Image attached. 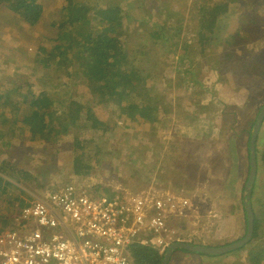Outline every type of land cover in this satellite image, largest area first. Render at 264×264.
I'll list each match as a JSON object with an SVG mask.
<instances>
[{"label": "trees", "instance_id": "trees-1", "mask_svg": "<svg viewBox=\"0 0 264 264\" xmlns=\"http://www.w3.org/2000/svg\"><path fill=\"white\" fill-rule=\"evenodd\" d=\"M50 1L0 0V22L4 24V27L0 28V57L6 56L1 53L6 49L13 51L7 54V58L11 56L9 62L13 66L8 72H2L1 76L15 71L17 77L24 78L29 72L24 75L20 73L26 67L38 72L35 78H24L23 84L13 80L9 83L0 82V147H12L19 137V131L23 130L27 139L42 146L46 154H52L45 165L47 170L53 168L51 163L58 156L72 155L74 173L71 176L80 179L100 168L104 173L116 176L115 171H119L123 166L124 169L131 166L139 167L143 160L157 159L161 149L172 139L177 149L176 159L180 162L188 160L197 162L208 158L213 151L210 156L212 165L220 168L222 161L225 166L234 167L235 172H231L233 174L231 180H242L243 185L241 188L234 187L237 183L231 181L232 184L227 190H234L235 201L227 202L228 205L238 203L239 208L243 207L241 198L243 186L248 180L249 146L254 121L233 133L217 109L218 106L214 107L205 121H189L185 113L188 105L174 103L173 96H168L162 89L157 90L155 105L147 106L141 100H138L137 104L131 102L132 86L136 79H139L136 85L140 94H145L144 83L149 84L147 82L149 75L143 67L146 61H152L153 56L156 57L158 54H155L157 49L154 47L157 44L151 41L150 35L154 39L153 34L160 25H152L153 22L149 24L150 20L143 19L152 18L150 10L153 9L158 10L157 13L166 14L168 4L172 1L159 0L147 6L151 0H72L71 3L66 0L70 3L66 6L64 0H55L61 6L57 14H63L58 19L53 12L55 8L47 7ZM188 1L191 2L184 0L183 3ZM242 1L244 3L238 4L235 0H195L191 7L184 8L188 10V19L179 18L177 13L178 30L184 28V31H176L173 36L189 31L194 35L195 42L192 45L188 43L185 45L176 63L179 62V65L189 69L196 62H200L205 68L208 59L214 58L218 61L223 54L226 57L241 55L242 58L243 54L249 52L250 41L255 44L261 40L264 42L255 24L262 15L264 16V0ZM48 10H51L53 15ZM141 12L143 14H140ZM45 20H51L50 25L59 32L52 35L54 37L41 35L35 45L28 43L30 40L24 37V34L21 35V32L31 34V28ZM228 23L233 26L230 33L223 27ZM128 25H132L136 32H128ZM165 26L166 23L162 25L161 30L159 29L161 34ZM77 27L80 29L76 30ZM18 34L20 35L15 39ZM18 38H21V42ZM159 44L160 49L167 48L165 40ZM232 47H235L234 50ZM258 68L256 72H252L253 81H258L255 86L241 85V81H238L234 88L210 89L206 93L207 98H212L216 103L221 101V105H225L229 101H238L240 96H243L247 103L245 106L253 108L258 103L257 100L264 97V64ZM170 71L168 70V73ZM218 77L220 74H217L211 85L206 87H213L218 82ZM157 78L163 80L165 77ZM85 79L88 82H82ZM78 80L84 84L85 94L92 98L82 100L80 97L83 93L72 90L73 82ZM163 106L170 111L176 108V117L182 119L180 124H176L175 130H171L172 126L159 127L154 134L148 135L140 131L138 135H127L126 142L113 140L114 144L110 142L108 145L103 144L105 137L122 132L125 130L123 128L128 129L134 122L139 127L146 124L150 127L156 122L152 118L158 112L168 114L162 109ZM263 106L262 104L258 106L257 114ZM184 135L187 138H184ZM262 135L263 132L260 131L256 145L258 172L264 171V149L259 146ZM98 137L103 140L100 145L88 153H79V148H83L88 139L96 144ZM214 138L224 139L222 143L226 141V146L229 147L224 146L219 157L214 156L215 149L211 144V139ZM206 142H210V145L204 149ZM111 151L124 160L123 165L114 167L117 160L110 162L114 158L106 156ZM241 158L247 161L246 172L237 164V160ZM133 160L137 161L136 165L131 162ZM171 168L173 166L166 158L161 169L168 172ZM7 169L11 171L9 175L17 179L20 185L21 183L27 186L34 185L40 190H47L43 193L45 198L67 183L49 182L40 176L36 178L33 173L19 168L17 159H0V171L6 172ZM238 170L242 172L241 177L240 173L238 177ZM132 171L134 177L148 179L145 171L136 169ZM199 171L202 177L201 167ZM75 184L91 195L110 191L113 195L116 194L111 186L106 187L103 184ZM23 195H25L23 189L0 176V224H2L0 229L6 225L8 217L13 221L16 216L21 215L22 208L25 207V201L21 197ZM223 198L221 196V199ZM252 202L255 216L254 238L250 244L237 251L245 253L248 264H264V182L260 181L259 177L256 178ZM224 203L225 200L218 206L221 208ZM13 204H16L18 209L14 210ZM244 214L248 225L247 215L245 212ZM211 241L190 243L210 247L228 245L225 242ZM256 248L258 252L253 257ZM130 252L132 264H161L166 255V252L161 253L154 247H134ZM223 258L224 255L209 256L176 250L169 264H194L196 261L199 264H223Z\"/></svg>", "mask_w": 264, "mask_h": 264}, {"label": "rangeland", "instance_id": "rangeland-1", "mask_svg": "<svg viewBox=\"0 0 264 264\" xmlns=\"http://www.w3.org/2000/svg\"><path fill=\"white\" fill-rule=\"evenodd\" d=\"M64 1L66 2V6L72 2V0H68L70 3H68L66 0ZM169 1L172 2L171 4H168L169 9L166 14L157 13L158 10L153 9L150 10V15H153V17L149 19H143L150 20L149 24H152L153 22L152 25L155 26H158L159 24L160 26H158V28L160 30L162 29L163 24L166 23V26L162 34L160 33L159 29L153 34L155 40L152 38V35H150L151 41H154V43L157 44L154 45V47L157 49L155 54H158H156V57L153 56L152 61H146V64L143 67L146 69V73L149 75L147 81L149 84L144 83L145 94H140L136 85V82H139V79H136V82L132 86L133 94L131 97V102L137 104V101L141 100V102L145 103L147 106L155 105L157 103V99L155 98L156 94H158L157 90L162 89L168 93V96H173L174 103L179 102L181 106L188 105V108L183 109H185L186 117H188L189 121H205L208 114L213 112L214 107L216 106L217 108L218 106L219 108L217 109L219 110L222 117L228 122V126L233 133L236 130H242L245 124L248 125L253 121L255 122L259 114V112L257 114V108L260 104L264 105V97L262 99H258V103H256L253 108H248L245 106L247 103L243 96H240L238 101H229V103L221 105V101L216 103V101L212 98H207L206 93L215 87L234 88L237 86L236 82L238 81H241V85L251 84V86H255L258 81H253L254 75L252 72H256L259 69L258 67L264 64V42L261 40L257 41V44H255L253 41H250L248 43L250 47L249 52L245 54L242 53V58H240L241 55H237V57H226V55L223 54L222 57L218 58V61H216L214 58L208 59L207 63L205 64V68L200 62H196V64H194L189 69L186 68V66H181L179 65V62L176 63L178 61L179 54L182 53L187 43L189 45L194 44L195 38L194 35H192L189 31H185L186 33L178 36H173L176 31H184V28L178 30L176 14H179V18L183 19V17H185L184 19H188V10H185L184 8L188 6L191 7L195 0H191V2L188 1L187 3H183L184 0ZM235 1L238 2V4L244 3L242 0ZM157 2H159V0H151L148 2L147 6ZM47 7L55 8V11L53 12L57 16V19L58 17L63 16V14H57L61 10V6H59L55 0H51L49 6ZM48 11L53 15L51 10ZM140 14H143V12ZM123 21L124 19H122V23ZM50 23L51 20H45L42 23L39 22L36 26L31 28V34L21 32V35L24 34L23 36L30 40L28 43L35 45L37 43L38 37L41 35L46 37H54L52 35H55L59 32V30L50 25ZM255 24L261 33V37L264 38V16L262 15L259 20L255 22ZM3 27L4 24L0 22V28ZM223 27L227 33H230L233 26L228 23L226 27L225 25ZM79 29V27L76 28V30ZM127 30L130 32H136V29L133 26H127ZM19 35L20 34H18L15 39H17ZM18 40L21 42V38H18ZM163 40L166 41L167 48L160 49L159 47L161 46L159 43H161ZM234 48L235 47H232V50H234ZM11 51L12 50L6 49L1 52L6 55L5 57H0L1 84L6 82L9 83L12 80L23 84L25 81L24 78H35L36 74L38 73L37 70L30 69L29 67H26L20 73V75H24L29 72V74L24 76V78L17 77L15 75V71L1 76L2 72H8V70H10L13 66L12 63L9 62V58L11 56L7 58V54H10ZM168 70H171L170 73H168ZM217 74H220V77H218V82H216L213 87L207 88L206 86L211 85L212 80H214ZM157 77L165 78L161 80ZM82 82L88 81L85 79L82 80ZM82 82L79 80L74 81L72 90L76 92H82L83 95L80 97L82 100L90 99L91 96L85 94V86L82 84ZM148 96H151L152 98L150 99ZM162 109L166 110L168 114H160L158 112L152 118V120H155L156 122L150 127H148L147 124L143 127H139L134 122L129 126L128 129L123 128L125 130L122 132H117L105 137L104 142L103 140L101 141L99 139L100 137L96 139V144L95 142L88 139V141L83 144L84 147L79 148V153H88L91 149H95L96 146L100 145L102 142L106 145H108L109 142L110 144H114V142H112L113 140L126 142L127 135H138L141 132L147 133L148 135L154 134L156 129L159 127L172 126L171 130H175L176 124H180L182 121V119L176 117V108L170 111L166 108V106H163ZM260 131L263 132V137L261 138V143L259 146L264 149V124H262ZM24 134L25 133L23 130L19 131V137L12 147H0V159H17L19 161V168H23L24 171L33 173V176L36 178L37 176H40L44 178L43 180H48L49 182H54L57 184L60 181L67 182L64 183L62 187L68 183L75 182L85 185L94 183L103 184L106 187H108V185H113L114 189H116L123 183H127L128 186H136L139 189L148 187V189H152L160 193H179L183 190V192L186 194V197L191 202L195 203V207L187 210V217L189 218L188 221L191 224H195L192 225V227H190V225H185V227L182 226L179 229V232L184 235L198 233V236H200L191 238L185 236L188 242L197 244L199 242H208L212 240L211 242L214 243L225 242V244H232L235 240L243 239L246 234L245 230H247V223L244 217L245 214H243V211H239L238 203L228 205V202H232L233 200L235 201V193L234 190H227V187L232 184L231 181H236L237 184L234 185V187L238 186L240 188L243 185V181L233 179L231 180V176L233 175L232 173L235 172V168L231 165H228L227 167L222 163V161H220V168H217L215 164L212 165L210 156L213 154V151H211V154L208 158L198 160L197 162H190L189 160L180 162L179 159H176L177 149L175 147L174 141L171 139L170 143H168V145L166 143L161 149L157 159L153 158L151 160H143L142 162L140 160L141 163H139V167L131 166L129 169L126 167L124 169L123 166L119 171H115L117 178L116 176H111L104 173L100 168L98 171L85 178L75 179L71 176L74 173V167L72 165L73 161L71 159L73 157L72 155L69 157L58 156L51 163L53 164V168L47 170L45 165L48 164V160L52 157V154H46L42 150V146L33 143L27 139ZM23 136L25 139H23ZM184 138L187 137L184 135ZM223 141L224 139L222 138L211 139V144L214 145L215 149L214 156L219 157V155L222 154V148L224 146L227 147V142L225 141L223 144ZM144 145H146V143ZM209 145L210 142H206L204 149H206ZM106 156L114 158V160L110 162L117 160L116 166L114 167L123 165L124 160L120 156L118 157L113 151L107 153ZM205 156H207L206 151ZM166 158L168 163L173 166V168L168 170V172L162 171L161 169V165L164 163ZM131 162L134 165L137 164V161L133 160ZM183 163H185V165H183ZM237 164L241 167V169H244L245 172L247 171L246 159H238ZM198 166L203 170L202 177ZM132 169H136L137 171H145V173L148 175V179H144L145 177L143 179L134 177ZM10 172L11 171L8 169L6 172L0 171V176L5 178L13 185L19 186L25 191V195L21 196L25 201V206L34 200L36 201L45 199V194L43 193L47 192V190H40L34 185L27 186L23 183L20 185L17 179L9 175ZM239 173L241 177V170H238V177ZM257 177H259L260 181L264 182V171L258 172ZM74 185L78 188L76 184ZM193 195H195V198H193ZM221 196L224 198L221 199ZM224 200L226 203H224L220 208L218 205ZM238 200L241 201L242 198L240 200L238 197ZM12 208L14 210L18 209L16 204H13ZM237 215L242 218L241 221H236ZM5 224V226H1V231H8L9 229H11V231L20 230L18 228L14 229L18 226L12 221L11 217H8V221H6ZM73 227L74 224L72 228ZM146 235L154 239L157 237V235L150 232H147ZM163 238H165L167 242H170L171 245L176 244V238L168 239L166 236H163ZM131 249L132 248L125 250V255L129 259L132 258L130 252ZM257 252L258 249L256 248L253 257L257 254ZM244 255L245 253L242 251H235L226 256L224 255L223 264H248L246 261V256ZM194 264L199 263L196 261Z\"/></svg>", "mask_w": 264, "mask_h": 264}, {"label": "built area", "instance_id": "built-area-1", "mask_svg": "<svg viewBox=\"0 0 264 264\" xmlns=\"http://www.w3.org/2000/svg\"><path fill=\"white\" fill-rule=\"evenodd\" d=\"M121 191L91 195L66 184L29 203L13 219L19 231H0V264H132L125 255L129 248L154 247L164 253L171 243L163 236L177 242L200 237L179 232L195 224L187 217L195 204L183 191L131 189L126 183Z\"/></svg>", "mask_w": 264, "mask_h": 264}, {"label": "water", "instance_id": "water-1", "mask_svg": "<svg viewBox=\"0 0 264 264\" xmlns=\"http://www.w3.org/2000/svg\"><path fill=\"white\" fill-rule=\"evenodd\" d=\"M264 121V106L260 110L258 117L252 129V137L249 146V175L245 183L242 193V202L245 213L248 219L246 234L243 239L233 242L222 247H210L206 245H194L185 242H177L171 245L166 252L164 260L161 264H169L170 259L176 250H186L194 253H201L209 256L227 255L230 252L237 251L252 242L255 233V216L253 210L252 194L256 184L258 174V160H257V139Z\"/></svg>", "mask_w": 264, "mask_h": 264}, {"label": "clouds", "instance_id": "clouds-1", "mask_svg": "<svg viewBox=\"0 0 264 264\" xmlns=\"http://www.w3.org/2000/svg\"><path fill=\"white\" fill-rule=\"evenodd\" d=\"M123 23H124V21H123ZM128 26H132V25H128ZM147 28H149V26H147ZM128 32H130V31H128ZM133 33V32H132ZM117 178V177H116ZM123 184H125V183H123ZM123 184L121 185V186H119V187H117L116 189H114V187H113V185H108V187H112L113 188V191L114 192H116V194L114 195V196H116V195H119V194H122L123 192L121 191V188L123 187ZM127 184V183H126ZM129 187L132 189V186L131 185H129ZM133 187H135V188H138V187H136V186H133ZM101 194H105V193H101ZM196 195V194H195ZM195 195H193V198H195ZM194 203V202H193ZM195 204V203H194ZM239 211H243V214H244V207H241V208H239ZM238 216V215H237ZM176 243H177V240L175 241ZM185 243H190V242H188V241H186ZM190 244H192V243H190ZM167 252V251H166Z\"/></svg>", "mask_w": 264, "mask_h": 264}, {"label": "crops", "instance_id": "crops-1", "mask_svg": "<svg viewBox=\"0 0 264 264\" xmlns=\"http://www.w3.org/2000/svg\"><path fill=\"white\" fill-rule=\"evenodd\" d=\"M68 184H75V183H68ZM242 220V218L238 215V216H236V221H241Z\"/></svg>", "mask_w": 264, "mask_h": 264}]
</instances>
